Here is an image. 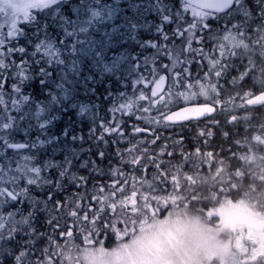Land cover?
Returning <instances> with one entry per match:
<instances>
[{"label": "flooded vegetation", "instance_id": "flooded-vegetation-1", "mask_svg": "<svg viewBox=\"0 0 264 264\" xmlns=\"http://www.w3.org/2000/svg\"><path fill=\"white\" fill-rule=\"evenodd\" d=\"M113 1L115 0H104L106 11H109V8L112 9ZM126 1L121 0L120 4L126 6ZM146 1L147 3H145ZM159 1L162 0H133V3H139L137 9L142 18V24L136 20L138 13L125 16L121 13L119 15L120 20H127V24L130 25V30L124 35L126 43L134 41L136 44L133 49L127 47L125 52L129 60L126 65L129 66V71L132 73L128 74L132 76V80L127 77L126 87L128 90H136V94L144 91L146 100L159 98L166 101V104H170L167 106L168 109L161 113V122L157 129L141 124L140 116L143 113L137 114V116L121 117L124 124L122 131L125 136H122V143L127 144L128 150L132 147L133 153L139 157L136 163H131L128 173L133 176L134 181L145 180L144 185L147 182L153 185L157 184L159 192L146 193L150 194L147 197L150 203L161 204L162 211L158 212L159 220L163 219L162 216L165 215L164 210L169 206L168 204L175 203L180 217L189 216L197 223L198 220L205 223L206 231L213 235L220 237L247 236V234L254 235L257 232H264V229H259L256 226L257 222L264 221V104L257 106L248 104L255 95L264 91V39L243 43L241 54L244 58L242 60L234 58L233 61H230L233 63L231 72L222 76L218 81L217 91L220 92L219 99L222 103L215 105L213 113L202 117H190L188 120L178 122L162 120L165 114L171 115L184 104L181 98L177 105L175 99L169 95V90L172 88L169 74L173 69L182 70L180 68L182 60L190 62L191 57L186 54V45L191 43L194 36L198 39L203 37V45L194 42L192 46L203 47L204 56H197L196 61L198 62L190 65L184 64V67H188L191 73V79L185 80L184 83L186 85L196 84L197 81L207 83L209 80L214 84L217 83L214 72L211 73V76L205 75L211 71V60L218 59L220 55L218 48L213 50L217 43L215 37L231 32L233 27L243 20V16L232 4L225 10L209 11L205 18L193 20L191 10L185 11L189 7V3L183 0H163L168 3H159ZM249 9L252 16L251 23L246 26L247 30L264 22V12H262L264 0H243V8L240 12H247ZM143 14L148 18L146 22L149 24L148 26H146ZM102 22L101 19L99 24ZM110 25L112 26L111 22ZM202 25L204 27H201ZM0 48L2 49L0 57L4 56L3 59L10 64L7 65L8 71H4L5 74L0 73L1 76H4L0 83L9 88L11 81L8 83L5 81L12 77L10 76L11 69L19 63L12 61L17 57L16 53L11 50V43L10 48L9 45H5V48L0 46ZM0 63L3 65L4 61H0ZM165 65L167 68L164 67ZM151 72L153 74L159 72L169 77L160 88L161 90L159 89L160 93L155 97H153L152 89L156 85L152 77L149 76L150 85L136 86ZM137 78L140 80L134 82ZM195 90L199 91L198 84ZM174 91L184 92L185 88L177 87ZM215 99L213 94L210 100L214 101ZM200 102H204L203 97L200 98ZM11 103L12 100H5L3 107L7 109V105L12 106ZM131 107L133 108L134 105ZM127 110L129 111L130 108L128 107ZM145 111L148 110L144 108L140 112ZM7 112L12 113L9 110ZM115 118L118 120L119 116H115ZM109 119L111 120L113 117ZM99 125L100 123L95 125L90 123L88 129L82 131V150L79 151L80 153L70 150L69 153L73 155L69 156L68 153L65 160L68 169L76 166L75 168L83 170L80 178L87 182L79 188L81 197L87 204H101L106 200L103 188L115 186L112 184L117 179L119 168L120 134H105L104 137L99 130ZM134 126L140 128L141 131L135 132ZM31 133L34 138L29 136ZM21 137L22 141L15 142L13 139L10 141L0 135V142L3 139V145L7 152L30 150L33 163L40 167L39 171L43 169L48 171L50 163L44 167L37 157L39 146L46 141H40L38 134L32 129L21 134ZM113 139L119 142L112 143ZM47 143L50 149V142ZM102 143L107 146V149L104 148L106 150L103 157L99 155L103 151ZM19 144L25 145V147L16 149L14 146ZM91 148L95 150V154ZM48 160L50 162V159ZM108 164L111 165L112 178L103 180L99 177L102 172L100 167ZM138 170L141 172L140 176L135 175ZM4 177H0L3 184L7 183ZM48 185L47 182L44 186ZM33 187H37L36 182L34 186H31V189ZM117 194L112 195L111 198H119ZM147 194L133 195L131 198L140 200ZM98 212L101 214L100 217L106 219L107 214L104 210L101 209ZM152 215H155V212H152ZM99 225L97 224L98 228L95 231L88 228V231L83 229L79 232L86 235L91 242L101 243L103 242L101 239H104L103 245L105 246L109 245L107 241L109 238L110 241H113L111 245L122 242V239L119 238V228L110 232L109 229ZM132 228L133 226L130 229ZM70 230L72 234L76 235L69 227L63 229L59 234L65 236ZM138 232L134 229L128 231L123 241L138 236L133 234ZM82 239L85 241V237ZM158 258L159 260L163 259L158 264L166 263L164 255H160ZM129 260V257L126 258L125 264ZM256 260L252 259L248 264H254ZM215 263V260L209 262V264ZM153 264H156V260L153 261Z\"/></svg>", "mask_w": 264, "mask_h": 264}, {"label": "rangeland", "instance_id": "rangeland-1", "mask_svg": "<svg viewBox=\"0 0 264 264\" xmlns=\"http://www.w3.org/2000/svg\"><path fill=\"white\" fill-rule=\"evenodd\" d=\"M61 1L62 0H35V3L38 5L36 7H53ZM120 1L121 0L113 1L112 9L109 8V11L103 14V22L99 24V22L96 23L97 20L94 22L96 23L95 26L90 24L91 20L85 18L86 14L84 8L81 9V7H79V10L73 8L75 14L71 15L72 13H70L71 19L68 20V23L71 28V35L74 39L72 42V47L74 48L72 49L71 47L72 52L68 56L57 55L56 64H54V66L57 68L64 66V60L68 61L70 65H68V69H63L62 71L58 69L52 81L54 93L51 96V100L49 98L46 102H38L32 105L30 102L25 101L26 95L20 91L17 84L8 89L6 86L0 84V135L2 138L5 136L10 141L14 140L15 142H19L23 140L21 134L27 133L31 129L41 127H44L43 129L46 131L44 137L50 138L51 133L46 129L50 125V113L56 108L62 109L63 104L68 103L66 101L73 97V88L76 85L75 83L79 81L77 77L71 74L72 71H75L74 69L77 65L75 61L76 56L73 55L75 52L82 60H90L93 63L91 67L99 73L103 71H101V68L99 69L98 65H94L93 55L94 52L96 54L101 49V51L106 54L105 59L99 64L104 70L106 69L109 72L113 71L114 73L115 68H124V75L130 73V68L126 69L124 66L125 63H127L124 62L126 50L116 54H112L108 50L110 46L116 48V37L124 36L126 35L125 33L130 30V25L126 22L127 20L119 19L121 13H123L124 16L138 13L136 20L140 24H142V18L137 9L139 3L128 2L127 0L125 6L121 5ZM145 3H147V1ZM159 3L168 2L162 0L159 1ZM123 6H125L124 9ZM104 7V4H102L100 10ZM76 12L79 13V16L76 15ZM28 15L26 17L21 16L19 18H13L7 9L0 11V46L5 48V45L10 46V43L12 44L17 40L19 36V26L24 21H27ZM143 16L146 23L148 18L145 14H143ZM110 22L113 24L108 28L107 25L110 24ZM148 25L149 24L146 23V26ZM123 41L126 42L124 37ZM37 46L46 49L48 44L46 43L45 45L40 43ZM50 49L52 50V48ZM1 50L0 48V51ZM3 57L4 56L0 57V61H4L3 65L0 63V73L5 74L4 71H8L7 65L10 64H8L7 60H4ZM14 74L15 72H11L10 76ZM1 77L3 78L4 76L0 75V78ZM128 78L132 80V76L128 75ZM137 80H140V78H137L134 82ZM143 92L136 95L131 92L120 94L121 99L119 103L115 105V108L122 103L125 105H129L130 103V110L128 111V107H126L123 113L126 112L132 116L143 113L140 116L141 124L152 129H157L161 122V113L165 112L167 106L170 104H166V101L162 99L154 100L149 98L146 100V93L144 92L143 94ZM15 96L17 97L15 98ZM15 99L16 102H24L20 105L21 108L19 111L25 109V115L23 114L19 118L10 115V113L7 112L8 109L4 108L2 103L5 100L13 101ZM140 99L145 100L141 101ZM131 105H134V107L132 108ZM144 108L148 111L140 112ZM118 120L121 122L123 121L121 117H119ZM0 149V177L5 176L4 179L7 181V184H16L20 187V191L24 193L25 198L22 202L25 203V206L34 203L35 198H38L34 195V189L32 190L31 186L27 184L20 186L19 181L21 177H23L24 180L32 181L34 185L35 180L32 174L36 173V178L40 180L39 184L36 183L37 187L42 188L48 182L47 178L44 176V171H39L40 167L33 163L30 150L7 152L4 150L6 147L3 145V139L0 142ZM129 149L130 150L127 149L124 154H121L122 157L120 161L127 162L131 165L132 160L137 157V154L133 153L134 150L132 147ZM58 163H62V160H55L51 166L61 169V165ZM119 167V171L116 175L117 179H115V182L112 184L115 186L104 190L106 200L101 204L85 203L81 194H79L80 191L75 193V197L71 200L63 201L61 199H53L51 209L55 210V212H51L53 213L51 217L60 220L54 222L56 223L55 225L59 223L68 224L67 227L73 229V233L76 235L72 234L71 230L68 231L65 236L59 234L58 239L52 241L55 242V244H50L49 248H44V252L43 249H41L43 253L47 250V255L42 264H125V260L128 257L130 260L126 264H153L154 260H156V264H158V262L163 260H159L158 257L160 255L166 257L165 264H209L211 260H215V264H239L240 261H242L240 264H248L252 259H257L254 264H264V232H257L254 235L247 234V236L230 235L229 237H220L218 235H213L206 231L207 227L205 223L199 220L197 223L195 219L189 216L180 217L178 215L179 210L175 203L168 204L169 206L164 210L165 215L162 216L163 219L159 220L158 212L162 211L160 208L161 204L150 203L147 198L150 194L146 193L159 192L157 184L153 185L147 182V184L144 185L146 183L145 180L142 182L138 180L134 181L133 176L128 174L126 167ZM135 175L140 176L141 172L138 170L135 172ZM73 182L77 184L75 178ZM2 186L3 183L0 181V189H2ZM115 194H117L119 198H111V196ZM145 194H147V196H142L144 198L140 200H133L131 198L133 195ZM45 196L44 194V201L38 203L37 206L43 207L46 216H48L47 219H50V215L46 211V209H50V206ZM57 201L61 202L62 207L55 208ZM17 207H19L18 204L10 202L3 206V210L7 212ZM101 209L107 214L105 220L100 217L101 214L98 212ZM72 212H76V216L71 215ZM152 212H155V215H152ZM63 218L65 220L62 222ZM97 224H100L99 226L102 228L109 229L110 232L119 228V238L122 239V242L120 244L114 243L111 245L113 241H110L109 238L107 240L109 245L105 246L103 245L104 239H101V241H103L101 243L91 242L87 239L86 235L79 232V230L83 229L95 231V229L98 228ZM132 226V229L139 231L138 233H133L138 236L124 242L123 239L126 238V233H128V231H132V229H130ZM69 232H71L70 235L68 234ZM82 237H85V241H83ZM48 241L51 243L50 238Z\"/></svg>", "mask_w": 264, "mask_h": 264}, {"label": "trees", "instance_id": "trees-1", "mask_svg": "<svg viewBox=\"0 0 264 264\" xmlns=\"http://www.w3.org/2000/svg\"><path fill=\"white\" fill-rule=\"evenodd\" d=\"M129 2H133V0ZM102 4H104V0H62L53 7L40 6L34 8L29 13L27 21H24L19 26V39L11 44V50L16 53L17 57L16 59H12V61L13 63H19V65H15L11 69L15 74L12 76L13 78L10 77L5 83L11 81L9 83L11 87L13 84H17L20 91L26 95L25 101L30 102L32 105L38 102H46L49 98L51 100V96L54 93L52 81L58 69L62 71L63 69H68V65H70L68 61L64 60V66L60 68L54 66V64H56L57 55L68 56L72 52L71 47L74 39L71 35V28L68 20L71 19V15L75 14L73 8L77 10H79V7H81V9L84 8L86 14L85 18L91 20L90 24L95 26L96 23L103 19V14L107 12L104 8L100 10ZM70 13L72 14L70 15ZM76 15L79 16V13L76 12ZM110 26V24L107 25L108 28H110ZM123 37L124 36L115 38L117 46L116 48L110 46L108 50L110 53L116 54L124 52V50H127V47L133 49V46L136 45L135 42L130 41L126 43L123 41ZM40 43L45 45L47 43V48L38 47L37 45ZM50 48H52V50ZM73 48L74 47H72V49ZM73 55L76 56L75 61L77 65L75 66V71H72L71 74L79 79L73 88V97L66 101L68 103L63 104L62 109L56 108L50 113V125L46 128L47 131L51 133L50 138L44 137V133L46 132L43 129L44 127L32 129V131H36L40 141H46L38 148V161L44 167L50 163V168L48 171L44 169L40 170L44 171V176L47 178L49 185L43 186L42 188L33 187L34 195L38 198H35V202L27 206H25L23 202L24 211L32 216V228L35 229L38 236L43 233L45 234L42 239H34L32 241L34 247L25 249L28 253L25 264H28L29 261H31L32 264H36L37 261L43 263L45 258L43 253L44 248H49L50 244H54L55 242L52 241L54 239L57 240L59 232L67 227L64 223H59V226L55 225L56 223L54 222L60 220L58 218H52L51 215H53V213L50 214V219H47L48 216H46L44 208L38 207L37 204L44 201L45 194V198L51 209L53 199L65 200L67 197L73 199L75 193L80 191V188L76 186L73 179L75 178L76 181H78L83 170L75 168L76 166H73L72 169L67 168L64 162L68 157V151L71 150V152L80 153L79 151H81L83 147L81 143L82 131L88 129L90 123L91 125H95L102 121H108L110 117H113V111H116L115 105L118 104L121 99L120 94L131 92L136 95L137 93V91L132 89L128 90L126 87L128 74L124 75V68H115L113 73V71L109 72L106 69L104 70L103 67L99 65L106 56L101 49L96 54L94 52L93 55L94 65H98L99 69L101 68V71H103L99 73L91 67L93 63L90 60H82L77 56L76 52ZM125 55L126 58L124 62H128L127 54ZM126 64L127 63H125L124 66L126 69H129V66L127 67ZM1 80L2 77L0 78V81ZM15 100L12 101L11 107L7 105V109L12 112L10 115L19 118L23 114L25 115V109L19 111L21 108L20 105L24 102H16ZM128 115L129 114L126 112L121 113L117 111L116 113V116L122 118ZM32 135L33 133L29 134V136ZM123 137L125 136L123 135ZM123 137L120 135L121 144L118 148L119 166L126 167L128 171L131 167L130 164L120 161L122 157L121 154H124L127 150V144L122 143ZM47 142H50V149L48 148ZM106 147L107 146L103 144V153L107 149ZM91 149L93 154H95V150L93 148ZM70 155L73 154L69 153V156ZM48 159H50V162ZM57 159L62 160V163H58L61 165V169L51 166ZM100 171H102L101 175H99L101 179L110 180L112 178L110 164L101 166ZM108 188L112 187L105 186L103 190H107ZM49 194H51V199H48ZM52 212H55V210H52ZM64 220L63 218L62 222ZM31 230L32 229H29V231ZM49 238L51 243L48 241ZM28 239V236L18 234L14 240L5 241L3 244H0V264H13L12 255L16 251L21 250L25 241ZM41 249H43V252Z\"/></svg>", "mask_w": 264, "mask_h": 264}, {"label": "snow or ice", "instance_id": "snow-or-ice-1", "mask_svg": "<svg viewBox=\"0 0 264 264\" xmlns=\"http://www.w3.org/2000/svg\"><path fill=\"white\" fill-rule=\"evenodd\" d=\"M232 4L235 5L237 11L240 15L243 16V20L240 21L236 26L233 27L231 32L223 35H217L215 39L217 43L214 45V51L218 48L219 49V58H213L211 60L212 68L209 73H206V76H211V73H215V77L217 83H212L210 80L207 83L197 81L196 84L189 83L185 84V80L191 79V73L189 72L188 67H184V64H191L196 61V57L204 56L203 47L195 48L193 47V43H197L203 45V37L201 36L199 39L194 36L191 40L190 44L186 45L187 48V56L191 57L190 62L183 61L180 62V68L182 70L177 71L173 69L172 73L169 74L172 80V88L169 90V95L175 99L177 105H179V101L182 98L184 104L179 106V110L173 112L171 115L165 114L163 119L168 122L174 121H185L188 120L190 117H202L206 114H211L215 111V105H219L222 103L220 97V92L217 91L219 84L218 81L222 76L229 74L232 70L234 58L243 59L244 57L241 54L242 45L243 43L252 42L258 39H264V22L261 23L259 26L252 27L250 30L246 29V26L251 23V10L249 9L247 12H240L243 8V0H232ZM35 0H0V11L7 9L13 18H19L21 16L26 17L31 10L36 7ZM232 5H228L231 7ZM223 4H217L214 0H189V7L185 10L188 12L191 10L192 19L195 20L197 18H205L206 14L209 11H215L217 8H223ZM264 12V9H262ZM201 27H204L203 25ZM189 31H192L189 29ZM227 31V30H226ZM184 35V33H181ZM198 35V34H197ZM182 53V57H183ZM167 68V65L164 66ZM167 73V72H165ZM149 76L152 77L155 81L156 87L152 89L153 97L156 96L157 91L164 85L166 79L169 77L159 72L153 74L149 73L144 77V79L139 82L136 86L144 84L150 85L151 81H149ZM158 77V79H157ZM197 84L199 85V91H196ZM177 87L185 88L184 92L177 93L174 91ZM215 95L216 99L214 101L210 100V97ZM247 95V93H246ZM204 98V102H200V98ZM129 105H125L124 103L120 104L116 111L113 112L112 116L113 119L108 121H102L99 125V130L101 131L102 135L105 137V134H116L119 133L123 136V122L117 120L115 118L117 111L123 113V110ZM195 109H203L199 112H194ZM231 122V120H230ZM215 123V122H214ZM115 125V127H112ZM135 132H140L141 129L134 126ZM209 134L211 132L209 131ZM119 141L113 139L112 143H118ZM119 154V150H118ZM101 157H103L104 153H99ZM139 160V157H136L132 160V163H136ZM159 166V165H158ZM42 175V174H41ZM33 179L37 184L40 183V180L36 178L37 174H32ZM87 181L83 178H79L77 181L76 186L81 187L83 183ZM27 184L28 186H34L32 181L24 180L21 177L19 181V185L23 186ZM24 193L20 191V187L16 184H3L2 189H0V244H3L5 241H12L16 238L18 234H23L28 236L29 239L25 241L24 245L22 246L21 250L16 251L13 255V264H25V260L27 258V251L25 249H30L34 247L32 241L34 239H42L45 235L44 233L39 235L35 232V229L32 228L31 220L32 216L29 215L27 212L24 211V204L22 200L24 199ZM48 199H51V194H49ZM71 200V198H68ZM15 203L18 204L19 207L13 208L10 211L5 212L3 210V206L7 205L8 203ZM62 207L60 201H57L55 204V208ZM53 209H46L47 213L50 215ZM34 211V210H33ZM71 215L76 216V212H72ZM50 223V222H49ZM29 229H32L29 231ZM69 235L71 232L68 233ZM44 255H47V250H45ZM28 264H32L31 261ZM36 264H42L41 261H37Z\"/></svg>", "mask_w": 264, "mask_h": 264}, {"label": "water", "instance_id": "water-1", "mask_svg": "<svg viewBox=\"0 0 264 264\" xmlns=\"http://www.w3.org/2000/svg\"><path fill=\"white\" fill-rule=\"evenodd\" d=\"M187 3H189V0H183ZM215 3L217 4H223L224 7L223 8H217L215 11H220V10H225L228 8V5H232V0H214ZM161 90V89H160ZM160 90L157 91L156 96L160 93ZM249 105H253V106H257V105H262L264 104V91L259 92L257 95H255L249 102ZM203 109H195L193 110L194 112H199ZM178 111V110H177ZM174 122H178V121H174ZM15 148H24L25 145L19 144V145H15ZM257 228L259 229H264V221L261 222H257L256 223Z\"/></svg>", "mask_w": 264, "mask_h": 264}, {"label": "bare ground", "instance_id": "bare-ground-1", "mask_svg": "<svg viewBox=\"0 0 264 264\" xmlns=\"http://www.w3.org/2000/svg\"><path fill=\"white\" fill-rule=\"evenodd\" d=\"M146 5V4H145ZM144 9V8H143ZM147 9V8H146ZM153 11V10H152ZM148 15V14H147ZM153 16V15H152ZM117 19V18H116ZM154 21V20H153ZM113 24V23H112ZM118 26V25H117ZM148 30V29H147ZM127 31V30H126ZM147 66V65H146ZM152 73V72H151ZM21 75V74H20ZM21 77V76H20ZM18 78V77H17ZM100 83V82H99ZM98 86V85H97ZM112 86V85H111ZM109 87V86H108ZM149 99V98H148ZM147 99V100H148ZM159 99V98H158ZM87 100V99H86ZM160 102V101H159ZM152 107V106H151ZM165 109V108H164ZM168 109V108H167ZM155 118V117H154ZM259 118V117H258ZM157 119V118H156ZM257 119V118H256ZM162 120H164V119H162ZM254 120V119H253ZM68 122V121H67ZM151 122H153V121H151ZM68 125H70V124H68ZM250 126V125H249ZM197 128V127H196ZM154 129V128H153ZM43 131V130H42ZM257 131V130H256ZM38 132V131H37ZM260 132V131H259ZM36 135V134H35ZM93 135V134H92ZM91 135V136H92ZM238 135V134H237ZM146 136V135H145ZM235 136V135H234ZM33 137V136H32ZM34 138V137H33ZM93 138V137H92ZM101 138V137H100ZM264 139V138H263ZM91 143V142H90ZM231 145V144H230ZM236 145V144H235ZM239 145V144H238ZM242 148V147H241ZM240 148V149H241ZM17 149V148H16ZM204 149V148H203ZM5 150V149H4ZM213 150V149H212ZM50 152V151H49ZM195 153V152H194ZM46 154V153H45ZM49 154V153H48ZM229 154V153H228ZM194 155V154H193ZM192 155V156H193ZM196 155H198V153H196ZM231 155V154H230ZM201 157V156H200ZM181 161H182V159H181ZM184 168V167H183ZM191 169V168H190ZM174 170V169H173ZM170 171V170H169ZM183 172V171H182ZM181 174V173H180ZM179 185V184H178ZM182 185V184H181ZM238 188V187H237Z\"/></svg>", "mask_w": 264, "mask_h": 264}]
</instances>
